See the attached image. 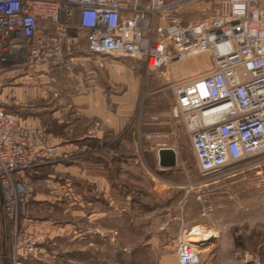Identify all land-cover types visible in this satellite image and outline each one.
I'll list each match as a JSON object with an SVG mask.
<instances>
[{
  "label": "rangeland",
  "instance_id": "rangeland-1",
  "mask_svg": "<svg viewBox=\"0 0 264 264\" xmlns=\"http://www.w3.org/2000/svg\"><path fill=\"white\" fill-rule=\"evenodd\" d=\"M84 44L72 35L65 49L88 59ZM92 61L0 75L10 111L61 146L53 164L26 177L23 224L44 240L22 264H178L177 238L197 222L207 225L199 264H264V164L203 177L184 121L173 117L172 85L208 71L210 58L159 70ZM162 147L175 151L174 168L159 166ZM9 253L6 245L0 264Z\"/></svg>",
  "mask_w": 264,
  "mask_h": 264
},
{
  "label": "built area",
  "instance_id": "built-area-1",
  "mask_svg": "<svg viewBox=\"0 0 264 264\" xmlns=\"http://www.w3.org/2000/svg\"><path fill=\"white\" fill-rule=\"evenodd\" d=\"M199 3L211 5L210 15L185 23L182 11ZM71 32L83 34L95 67L122 57L159 70L207 55L208 71L172 85L173 117L184 121L201 175L264 164V8L258 0H0V75L69 71L83 61L65 49ZM10 105L0 96V256L7 257L4 234L10 264H22L44 240L23 224L26 177L53 164L61 146L23 124ZM205 238L198 226L180 234L178 264H199Z\"/></svg>",
  "mask_w": 264,
  "mask_h": 264
},
{
  "label": "crops",
  "instance_id": "crops-1",
  "mask_svg": "<svg viewBox=\"0 0 264 264\" xmlns=\"http://www.w3.org/2000/svg\"><path fill=\"white\" fill-rule=\"evenodd\" d=\"M259 1V4L261 7L264 8V0H258ZM211 13V5L210 4H206V3H199L198 4V7L194 10V9H191L190 7H187L185 8L183 11H182V18H183V21L185 23H189V22H194V21H197L199 18L202 19V18H205L207 16H209ZM199 19V20H200ZM70 36V35H69ZM71 38V36H70ZM85 46V44H84ZM89 58H92V60H97L94 59L93 57H89ZM88 58V59H89ZM86 57L83 59L84 63L88 60ZM92 61V62H93ZM103 61H104V58H103ZM103 61H102V64H103ZM18 116V115H17ZM19 117V116H18ZM20 121L24 124V122L21 120V118L19 117ZM26 125V124H25ZM28 126V125H27ZM30 127V126H29ZM195 226H198V227H205L207 225L205 224H202V223H198L195 225Z\"/></svg>",
  "mask_w": 264,
  "mask_h": 264
},
{
  "label": "water",
  "instance_id": "water-1",
  "mask_svg": "<svg viewBox=\"0 0 264 264\" xmlns=\"http://www.w3.org/2000/svg\"><path fill=\"white\" fill-rule=\"evenodd\" d=\"M158 164L163 169H172L176 166V154L171 148L162 147L157 150ZM0 195V209H1ZM2 248L5 249V235H2Z\"/></svg>",
  "mask_w": 264,
  "mask_h": 264
},
{
  "label": "trees",
  "instance_id": "trees-1",
  "mask_svg": "<svg viewBox=\"0 0 264 264\" xmlns=\"http://www.w3.org/2000/svg\"><path fill=\"white\" fill-rule=\"evenodd\" d=\"M70 36L74 35L72 32L69 34Z\"/></svg>",
  "mask_w": 264,
  "mask_h": 264
}]
</instances>
